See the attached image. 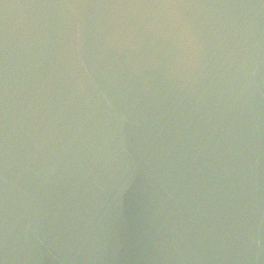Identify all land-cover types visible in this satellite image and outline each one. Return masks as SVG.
<instances>
[{"label":"water","instance_id":"obj_1","mask_svg":"<svg viewBox=\"0 0 264 264\" xmlns=\"http://www.w3.org/2000/svg\"><path fill=\"white\" fill-rule=\"evenodd\" d=\"M243 101L257 264H264V0H239Z\"/></svg>","mask_w":264,"mask_h":264}]
</instances>
